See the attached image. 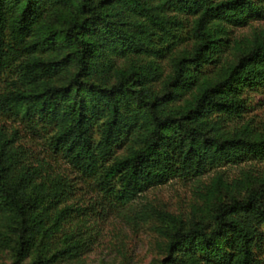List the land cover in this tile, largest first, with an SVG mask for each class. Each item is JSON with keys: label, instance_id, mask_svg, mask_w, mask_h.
Wrapping results in <instances>:
<instances>
[{"label": "trees", "instance_id": "obj_1", "mask_svg": "<svg viewBox=\"0 0 264 264\" xmlns=\"http://www.w3.org/2000/svg\"><path fill=\"white\" fill-rule=\"evenodd\" d=\"M260 20L264 0H0L4 264L81 256L86 189L153 223L159 264H264V27L234 33ZM174 179L197 183L189 214L137 205Z\"/></svg>", "mask_w": 264, "mask_h": 264}, {"label": "rangeland", "instance_id": "obj_2", "mask_svg": "<svg viewBox=\"0 0 264 264\" xmlns=\"http://www.w3.org/2000/svg\"><path fill=\"white\" fill-rule=\"evenodd\" d=\"M264 27V20L254 21L251 25L236 28L235 35L242 36L251 34L254 28ZM256 106L252 115L259 122L264 121V96L256 100ZM6 126L17 128L12 121ZM17 126V127H16ZM20 141L34 151L36 156H44V147L37 138L25 131L20 132ZM57 170H64L72 174L71 169L64 162L51 161ZM240 166L225 167L227 175L234 178L240 173ZM256 172L264 171V163L255 166ZM206 175L205 178H208ZM197 183L185 182L180 179L171 180L168 184L149 189L136 202L138 206L151 202L159 207H164L176 214H189L192 204L196 200ZM95 192L80 190L74 202L77 206L85 209L77 213L70 224V228L83 226L84 238L87 241L86 251L79 257L66 259L60 264H159L164 258L163 249L160 245L164 242L153 227V223L135 225L126 221L112 207L102 208L100 204H94ZM55 240H58L56 238ZM12 260L10 250L0 249V264L9 263Z\"/></svg>", "mask_w": 264, "mask_h": 264}]
</instances>
